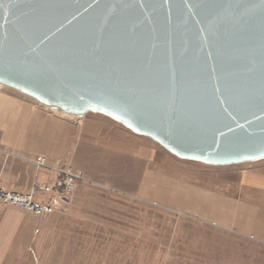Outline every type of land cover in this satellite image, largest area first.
I'll return each instance as SVG.
<instances>
[{
    "label": "water",
    "instance_id": "1",
    "mask_svg": "<svg viewBox=\"0 0 264 264\" xmlns=\"http://www.w3.org/2000/svg\"><path fill=\"white\" fill-rule=\"evenodd\" d=\"M0 85L177 159H264V0H0Z\"/></svg>",
    "mask_w": 264,
    "mask_h": 264
},
{
    "label": "crops",
    "instance_id": "2",
    "mask_svg": "<svg viewBox=\"0 0 264 264\" xmlns=\"http://www.w3.org/2000/svg\"><path fill=\"white\" fill-rule=\"evenodd\" d=\"M138 138L148 137L136 135L121 125L104 136L103 127L95 122L51 115L24 95L0 87V186L27 191L35 179H44L45 173H39L36 178L34 166L21 158L38 154L46 156L49 162L60 160L66 153H72L75 158L82 156L81 162L78 159L72 161L74 170L91 181L93 176H105V182L110 184L106 186L120 191L125 189L106 177L124 175L130 165L140 166V172H136L139 185L137 183L138 187L131 192L147 205L154 202L157 207L193 218L185 220H197L223 229L212 235L238 240L239 247L243 244L254 247V254H250L251 260L248 261L243 259L242 249L211 243L206 250L217 258L207 264H264V159L231 166H206L192 162L218 169L222 177L231 174L232 169L240 170L236 174L233 194L227 190V181H221L217 189H209L203 185L191 186L175 174L154 170L152 166L158 164L160 154ZM176 160V164L182 166L191 162ZM84 162L91 164L95 171L88 173ZM35 226V219L22 210L0 206V264H19L24 257H30L31 264H40L38 255L42 259L44 256L31 243L37 239L34 237ZM158 234L162 235L161 232L154 235ZM105 236L109 241L106 255L112 257L107 264H149L148 256H159L154 264H163L161 256L178 253L177 248L164 246L162 242L155 247L139 242V247L132 249L131 243L124 241L131 240L132 236L140 239L144 235L132 234L124 228H116ZM192 247L187 246L188 256L196 251ZM131 256H137L138 262H131Z\"/></svg>",
    "mask_w": 264,
    "mask_h": 264
},
{
    "label": "rangeland",
    "instance_id": "3",
    "mask_svg": "<svg viewBox=\"0 0 264 264\" xmlns=\"http://www.w3.org/2000/svg\"><path fill=\"white\" fill-rule=\"evenodd\" d=\"M0 87L6 88L1 85ZM34 103L37 102L34 101ZM37 104L51 115L67 117L75 121L85 119L95 122L103 127L104 136L114 132L115 127L120 125L115 124V122L105 116L88 113L82 117H75L65 115L59 110L50 109L39 103ZM141 139H139L140 142L151 145L160 154L158 164L152 166L154 170H161L170 175L175 174V176L179 177V180L184 179L185 183L191 186L192 184L196 187L203 185L209 189H217L221 181H227V190L234 194L233 188L237 184L236 174L240 170L232 169L231 174L227 173L222 177L218 169L202 167L192 162H186L187 164L184 163L185 166H182L176 164L177 158L168 154L166 150L153 140L149 138ZM7 155H11V153H7ZM16 157L20 158L19 156ZM74 159H78L81 162L83 158L82 156H76L75 158L72 157V153H66L60 157V160L56 159L51 163L62 161L71 166ZM84 163L88 173L95 171L91 164ZM127 167L129 169L124 175L116 174L106 177L110 178L111 183L114 182L122 186L125 192L115 188L109 189L106 185L109 186L110 184L105 182V176L103 178L93 176L92 181L82 176L85 181L78 184L72 204L65 212L55 211L41 220L27 213L36 222L34 237H37V239L31 243L36 251L38 252L39 248L42 257L44 256L42 259L38 255L40 264H107L112 257L106 255V244L109 241L106 239L105 233L116 228L118 230L124 228L132 234L138 235L140 233L144 235L140 239H138V236H132L131 240L124 241L131 243L132 249L138 248L139 242L147 244V247H155V244L162 242L164 246L171 247L172 245V247L177 248L178 253L176 255L161 256L163 264H175L174 261H176V264L210 263L217 258L207 251L211 243H217V245H220L219 247L230 246L233 249H242L243 259L251 260L250 254H254V247L250 246V244L249 246L248 244H243L239 247L238 240L224 239L221 236L212 235L213 233L224 231L223 229L197 220H185L193 218L157 207L154 202L152 203L153 205H147V202L142 201L140 197L131 192L139 185L136 172H140V166L137 168L135 165ZM186 169H191L192 171H186ZM43 223L46 225L43 226ZM158 232H161L162 235L158 234V236H155L154 234ZM175 233L177 234L175 235ZM192 244L195 245L193 247L196 248V251L194 250V255L188 256L187 246L192 247ZM204 249H207L206 254ZM189 250L192 252V249L188 248ZM129 258L132 259V261L130 260L131 262H138L137 256ZM146 258L149 264H154L155 260L158 261L159 256H148ZM31 261L30 257H24L21 258L19 264H31Z\"/></svg>",
    "mask_w": 264,
    "mask_h": 264
},
{
    "label": "built area",
    "instance_id": "4",
    "mask_svg": "<svg viewBox=\"0 0 264 264\" xmlns=\"http://www.w3.org/2000/svg\"><path fill=\"white\" fill-rule=\"evenodd\" d=\"M22 159L33 164L36 178L39 173H45L46 177L35 179L26 192L0 186V206L20 209L40 220L55 211L65 212L72 204L78 184L85 181L82 175L66 162L51 163L44 155Z\"/></svg>",
    "mask_w": 264,
    "mask_h": 264
}]
</instances>
